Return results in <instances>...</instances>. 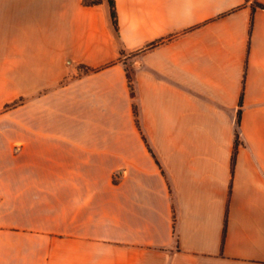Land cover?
Returning <instances> with one entry per match:
<instances>
[{
  "label": "crops",
  "instance_id": "0c3cea01",
  "mask_svg": "<svg viewBox=\"0 0 264 264\" xmlns=\"http://www.w3.org/2000/svg\"><path fill=\"white\" fill-rule=\"evenodd\" d=\"M115 4L0 0V264H264V11Z\"/></svg>",
  "mask_w": 264,
  "mask_h": 264
},
{
  "label": "trees",
  "instance_id": "16d2710c",
  "mask_svg": "<svg viewBox=\"0 0 264 264\" xmlns=\"http://www.w3.org/2000/svg\"><path fill=\"white\" fill-rule=\"evenodd\" d=\"M252 1V7L253 8H257V9H261L264 11V5L259 3L257 0H251ZM104 2L107 3L108 5V9H109V17H110V21H111V25L113 27L114 32L118 35L119 33V25H118V15H117V10H116V4H115V0H81V5L83 7H95V6H100L102 5ZM157 44V43H155ZM155 44H152L151 46H155ZM121 58L119 59L120 61L123 62L124 66H125V73H126V78H127V83H128V87L130 90V94L131 97H134V71L133 68L130 64H128L126 62V59L124 58V53L121 51L120 52ZM102 68L100 69H95V70H91V69H86L85 72H98L100 71ZM241 103V101H240ZM14 106V104H9L7 106H5V111L11 109ZM133 113L135 116V122L138 125V120H137V110L135 107H133ZM240 118H241V111L238 110L237 112V118H236V126L237 128L240 125ZM235 136H236V140H235V145L238 144V131L236 129L235 131ZM235 161V151L233 153V157H232V164H234ZM225 231V230H224Z\"/></svg>",
  "mask_w": 264,
  "mask_h": 264
}]
</instances>
